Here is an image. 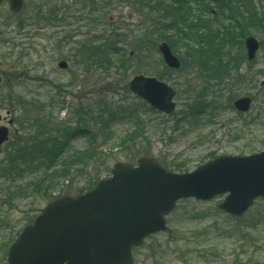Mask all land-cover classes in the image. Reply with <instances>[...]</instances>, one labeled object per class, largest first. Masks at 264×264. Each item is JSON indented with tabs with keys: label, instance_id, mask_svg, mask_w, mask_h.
<instances>
[{
	"label": "rangeland",
	"instance_id": "obj_1",
	"mask_svg": "<svg viewBox=\"0 0 264 264\" xmlns=\"http://www.w3.org/2000/svg\"><path fill=\"white\" fill-rule=\"evenodd\" d=\"M157 4L167 5L170 15L155 10ZM110 5L100 4L94 10L87 0H41V12L29 14L31 21L25 23L24 32L18 33L14 23L9 43H0V63L3 73L8 74L3 77L0 97L4 96L14 120L9 126V142L0 150V167L8 165L13 146L35 136L38 121L46 118L43 106H50L51 97L59 96L53 107L57 125L77 124L80 117L88 121L90 117L77 114L79 107L84 111L91 108L98 117L91 126L98 140L90 148L95 159L88 170L76 173L82 166H75L70 178L53 181L51 187L49 175L41 178L43 172L16 182L0 176V264H9L13 237L41 214L50 197H76L97 173L102 179L110 177L116 163L136 165L141 157L149 156L173 173L188 174L217 157H247L264 151V0H231V6L245 17H239L242 27L235 30L231 10L218 13L211 0H201L200 4L188 0L187 11L174 0H110ZM250 14L254 15L252 20ZM173 17L178 25L171 28L176 21ZM182 31L189 40H181ZM227 31L233 34L230 42H224ZM245 33L260 43L252 62L247 60L246 36H240ZM210 34L222 42L215 44H222L219 56L223 62L233 65L227 74L219 79L208 77L194 60L179 71L166 67L158 50L163 42L181 41L171 49L183 65L191 55L184 44L197 48L195 55H199L208 48L198 47L197 37ZM107 41L115 49L106 55L109 63L101 64L90 57L91 50ZM215 48V53L219 52ZM61 62L67 63L66 70L59 67ZM10 74L17 77L11 83L7 80ZM140 76L155 78L175 91L173 113L151 111L133 94L130 85ZM242 97L253 100L245 114L233 106ZM104 101L117 109L136 107V121L111 124L110 131L104 130L108 115L99 116ZM202 103L206 109L201 116L188 115L192 107ZM183 112L187 118L182 119ZM133 132L137 133L133 144L123 147L121 140ZM88 141L85 136L74 138L64 156L82 152ZM41 179V189L26 188V184ZM224 198L179 202L168 218V230L147 239L144 245L164 243V264H264V200H257L244 217H254L252 224L260 220L258 226H252L220 212L218 206ZM195 214L208 217L192 220ZM203 228H210L213 235L210 242L198 245L193 233ZM188 244L194 246L191 254ZM147 254L146 248L134 251V264H151Z\"/></svg>",
	"mask_w": 264,
	"mask_h": 264
},
{
	"label": "water",
	"instance_id": "obj_2",
	"mask_svg": "<svg viewBox=\"0 0 264 264\" xmlns=\"http://www.w3.org/2000/svg\"><path fill=\"white\" fill-rule=\"evenodd\" d=\"M245 45L252 61L259 43L251 37ZM159 50L170 69L181 68L167 44ZM59 67L66 70L68 65L61 62ZM130 87L156 111L171 114L175 110V92L165 83L138 77ZM251 104V99L243 98L235 108L246 113ZM8 140V129H0V146ZM226 195L219 209L237 218L244 216L256 200H264V151L247 157H220L188 174H174L152 157L140 158L137 165L118 163L111 177L100 180L91 191L48 203L11 246L8 261L134 264L132 250L142 247L149 236L167 230V219L179 201L208 202Z\"/></svg>",
	"mask_w": 264,
	"mask_h": 264
},
{
	"label": "trees",
	"instance_id": "obj_3",
	"mask_svg": "<svg viewBox=\"0 0 264 264\" xmlns=\"http://www.w3.org/2000/svg\"><path fill=\"white\" fill-rule=\"evenodd\" d=\"M89 5L93 7V9H97L100 4H104L105 6L110 7V0H87ZM185 9V8H184ZM189 9V8H188ZM187 9V10H188ZM186 9L184 11H187ZM165 14L170 15L169 11H166ZM173 15V14H172ZM175 16V15H173ZM176 21H174L172 24H170L169 27H177L178 25V20L173 17ZM254 18L253 14L249 15V19L252 20ZM248 21V18H247ZM189 28V27H188ZM190 31V28H189ZM183 38L181 40H189L190 37L185 34L184 31H182ZM205 35L201 36L199 35L197 37V46L199 47L200 45L206 46L208 49L201 50V54L195 55V52H197L192 46L189 44H184L186 47L187 51H190V56L189 59H185L186 61L183 62V66L185 63L188 65H191L192 60L197 62V64L205 69L208 77H217V79L223 77L225 74L228 73V71L233 68V65H230L228 62H223V56H219V53L221 52V47L222 44L218 45L215 44V41H217L214 35ZM247 36V34H242L241 36ZM233 39V34L231 32L227 31V35L224 38V42H230ZM169 45L172 48H175L176 45H180L181 41L173 42V41H168ZM222 43L221 41H217ZM215 45L219 48V52L215 53L216 48ZM115 46L111 44L109 41L106 43L102 44L101 47L98 46L94 48L95 51L91 50V54L95 55L92 56L91 58H97L101 64H107L109 63V59L106 56L108 51H114ZM105 54H103L102 53ZM100 55V56H99ZM85 58H89V56H85ZM207 88L205 89V91ZM204 91V92H205ZM57 97H51L53 98L52 101L50 102V106H43L44 113H45V119H41L38 121V129L36 130V134L34 137H29L27 139H22L19 141L18 144L12 147L11 151L8 153V165L5 167H0V176L8 178L12 180V182L16 181H23L27 175H34L43 172V175L41 178L48 176L50 177L49 180V185L51 187V183L53 181H57L61 178L63 179H68L71 176V169L75 168V166H82L81 170H77L76 173H83L85 170H88L87 168L91 166L93 163L95 156L93 152L90 150L91 146L93 147V144L95 141L98 140L97 135L94 133L95 131L92 130L91 126L94 125L95 119L98 117H95V114H92V109L87 108L86 111H84L81 107L77 109V114L86 115L90 117L88 121L83 120V118L80 117L79 121L77 124L72 123L71 126H69L67 123H59L58 125L56 124L55 120V115L56 111L54 107V99L56 100ZM42 105V104H40ZM137 108L135 107L134 110L131 108L129 110H126L123 107H120V109H117L116 107L113 106V104H109L106 101L103 102L101 112H100V117L104 118V116L108 115V119L105 120L103 126L104 130L109 129L115 125L116 123H121V122H128V121H136L137 119ZM150 109V108H149ZM206 109L205 103L202 105H196L191 108V112L188 114L189 116H201L204 113V110ZM152 111V109H150ZM188 112L190 109L187 110ZM184 116V117H183ZM187 118V114L183 112L182 114V119ZM51 121H54L55 123L52 124ZM49 123V124H46ZM112 124V126H110ZM78 136H85L89 138L88 141V147L84 149L82 152H77L70 157H65L66 151L69 148V145L71 141L74 140V138ZM137 136L136 132H133L129 134L128 136H125L120 144H122L123 147H126L128 145L133 144L135 137ZM59 166V169L57 167ZM76 170V168H75ZM40 178V177H39ZM101 180V175L100 173H97L94 176V179L92 182L89 183L88 187L86 189H81L78 193L77 196H80L84 194L87 191L92 190L96 184ZM44 181V179L41 180H34L28 184H26V188H31V189H41L43 184L41 183ZM48 187V186H46ZM54 199V197H50V200ZM208 216H205V214H200L199 216L197 214L193 215L191 217L192 220L195 219H205ZM244 218V217H243ZM241 218V219H236L239 222L241 221H246L249 225L252 226H258L259 221L257 223L252 224V220H254V217H248V218ZM32 220L29 222L31 223ZM210 228H203L199 232H194L193 236L199 239V244H202L203 242H210L211 241V236L213 233L209 230ZM233 232H235V229H231ZM20 232H17L16 236L13 237L12 242L16 240V238L19 236ZM159 237V236H158ZM155 236L149 237V239H155ZM201 239V240H200ZM197 240V239H196ZM196 247V245H195ZM147 249L148 254H147V259L150 258V263L151 264H164V243L163 244H156L154 243L150 244L149 247L144 246L143 248L140 249H135L133 251H138L141 249ZM194 248L193 245L188 244V250L189 254L192 253V249ZM217 252L214 254L216 255ZM188 255V254H187Z\"/></svg>",
	"mask_w": 264,
	"mask_h": 264
},
{
	"label": "flooded vegetation",
	"instance_id": "obj_4",
	"mask_svg": "<svg viewBox=\"0 0 264 264\" xmlns=\"http://www.w3.org/2000/svg\"><path fill=\"white\" fill-rule=\"evenodd\" d=\"M193 1L194 3L200 4L201 0H189ZM211 2L214 3L216 8H219V6H223L224 3H226V0H211ZM175 5L180 7L187 6L186 3H188V0H174ZM21 6L20 11H16L17 8ZM169 8L167 5H155L154 9L159 10H166ZM204 8L208 9V7L205 5ZM42 10L41 6V0H0V43L1 44H8L9 34H13V32L10 31V27L15 23L17 26V32L20 33L21 31L24 32V28H26V22L31 21V17L29 14L31 13H40ZM213 10H211L212 12ZM15 32V31H14ZM5 73V72H4ZM2 70V65L0 63V75H1V83L3 82L4 75L8 76L7 73L4 74ZM16 75L10 74V77L7 78L8 82H12L16 79ZM2 92V91H1ZM5 99L4 96L0 97V112H6L4 116L0 115V129H8L9 126L14 123V120L12 117V112L7 110V107H5ZM6 145V144H5ZM4 146L0 147V150H2Z\"/></svg>",
	"mask_w": 264,
	"mask_h": 264
}]
</instances>
